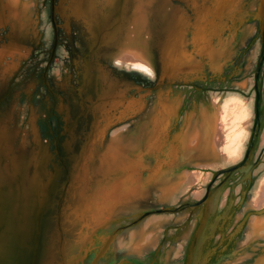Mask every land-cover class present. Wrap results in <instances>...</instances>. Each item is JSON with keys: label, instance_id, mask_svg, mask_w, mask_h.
Returning <instances> with one entry per match:
<instances>
[{"label": "rangeland", "instance_id": "374dc122", "mask_svg": "<svg viewBox=\"0 0 264 264\" xmlns=\"http://www.w3.org/2000/svg\"><path fill=\"white\" fill-rule=\"evenodd\" d=\"M263 185L264 0H0V264H264Z\"/></svg>", "mask_w": 264, "mask_h": 264}, {"label": "bare ground", "instance_id": "6f19581e", "mask_svg": "<svg viewBox=\"0 0 264 264\" xmlns=\"http://www.w3.org/2000/svg\"><path fill=\"white\" fill-rule=\"evenodd\" d=\"M137 57V56H136ZM136 57H134V58H136ZM138 61V60H137ZM123 62H120V61H117V64H122ZM125 67L126 68H130V69H134V70H141V72L142 71H144V72H149V70H148V67H145V65H144V63H142V62H136V60H135V63H130V62H128V63H126L125 64ZM236 105V104H235ZM237 106V105H236ZM229 109H230V107H229ZM232 109H234V108H232ZM117 132V134H118V132H120L121 133V131H120V129L119 130H117L116 131ZM228 147V146H227ZM230 148V147H229ZM229 150V149H228ZM231 150H232V146H231ZM231 150H229V151H231ZM234 151V150H233ZM232 151V152H233ZM231 153V152H230ZM262 189V194H261V201H260V205H264V185L261 187ZM200 189V188H199ZM198 194V193H197ZM256 196H254L253 197V199L255 198ZM258 198V197H257ZM253 199L251 200V201H253ZM256 204H257V202H255ZM254 203V204H255ZM252 204V203H251ZM253 204V205H254ZM253 207V206H252ZM254 208H255V206H254ZM258 208V207H257ZM257 211V210H256ZM255 211V212H256ZM260 212V211H259ZM256 214V213H255ZM251 216V215H250ZM257 218V217H256ZM255 219V218H254ZM258 219V218H257ZM252 220V219H251ZM256 220V219H255ZM195 222H196V220H195ZM260 225V224H259ZM255 226H256V224H255ZM263 228H264V226H263ZM263 231H264V229H263ZM142 238H143V236H142ZM142 238H141V240H142ZM137 241H139L138 239H136ZM139 244V243H138ZM137 246V245H136Z\"/></svg>", "mask_w": 264, "mask_h": 264}]
</instances>
